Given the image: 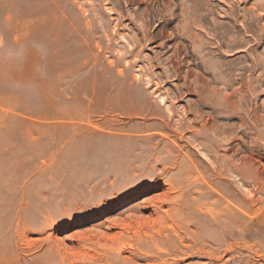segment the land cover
Returning a JSON list of instances; mask_svg holds the SVG:
<instances>
[{
	"label": "rangeland",
	"instance_id": "obj_1",
	"mask_svg": "<svg viewBox=\"0 0 264 264\" xmlns=\"http://www.w3.org/2000/svg\"><path fill=\"white\" fill-rule=\"evenodd\" d=\"M0 264H264V0H0Z\"/></svg>",
	"mask_w": 264,
	"mask_h": 264
}]
</instances>
